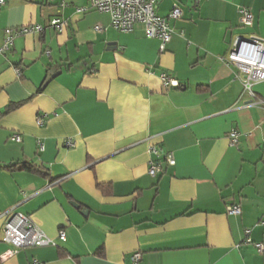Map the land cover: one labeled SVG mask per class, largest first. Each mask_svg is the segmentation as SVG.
<instances>
[{
	"label": "crops",
	"instance_id": "0c3cea01",
	"mask_svg": "<svg viewBox=\"0 0 264 264\" xmlns=\"http://www.w3.org/2000/svg\"><path fill=\"white\" fill-rule=\"evenodd\" d=\"M174 5L183 17L169 20L165 52L142 25L121 33L108 14L79 12L88 0L0 6V48L8 29L45 27L0 53V166L49 175L0 170V264H131L135 252L140 264H264V107L246 106L243 75L224 61L236 38L264 40V0H160L157 15ZM162 74L179 86L165 89ZM254 92L264 100V81ZM151 145L176 161L155 177ZM15 212L56 244L11 256L2 235Z\"/></svg>",
	"mask_w": 264,
	"mask_h": 264
},
{
	"label": "built area",
	"instance_id": "2783aa9c",
	"mask_svg": "<svg viewBox=\"0 0 264 264\" xmlns=\"http://www.w3.org/2000/svg\"><path fill=\"white\" fill-rule=\"evenodd\" d=\"M160 0H88L89 6L78 9L79 12L86 13L90 10L108 14L111 18L112 27L121 33H131L137 25L144 27L145 34L148 39H157L160 41V51L165 52L168 44L173 38L174 31L169 20H179L183 17V9L179 5H174L168 18L157 15L156 8ZM6 0H0V6H4ZM241 23L245 27H250L254 23V17L250 10L241 9ZM67 20L60 17L53 18L49 26L57 33H62L67 27ZM96 31L102 32L101 27H96ZM45 27L37 24H29L20 28L8 29L6 31V39L0 53L8 52L12 49L14 41L32 33H44ZM229 66L239 69L243 75V97L250 100L247 107L260 106L264 107V100L260 99L254 92V86L264 81V40L251 38H236L233 46L224 58ZM17 73L21 75V70L17 69ZM160 80L165 89L170 87H178L177 80L171 78L167 74L160 75ZM45 115L38 116L37 125L44 126ZM240 134L233 131L230 134L231 145L238 144ZM13 140L21 142L20 136H14ZM66 147L74 148L75 142L69 140L65 143ZM39 150L43 151L44 146L39 142ZM149 152L154 159L150 162L149 174L155 177L164 172V165L175 166L176 161L172 154H163L161 150L151 145ZM242 213L241 206L230 205L227 207V214L231 216H239ZM260 224L264 227V219ZM249 234V232H248ZM66 239L65 232L61 233L60 241ZM2 241L11 245L13 249L10 251L11 256L16 255L19 251L27 248H43L55 245L56 242L47 236L28 216L22 213L10 214L3 230ZM246 243H252L251 239H247ZM255 247L258 253H264V244L257 243ZM142 260L141 252H135L132 255L131 264H140ZM32 264H42L34 260Z\"/></svg>",
	"mask_w": 264,
	"mask_h": 264
},
{
	"label": "trees",
	"instance_id": "16d2710c",
	"mask_svg": "<svg viewBox=\"0 0 264 264\" xmlns=\"http://www.w3.org/2000/svg\"><path fill=\"white\" fill-rule=\"evenodd\" d=\"M15 109L14 107H10V110ZM0 170H7L10 172H29L32 174H37V175H41L45 178H48L49 175L47 172L44 171V169L41 167H38L34 164H30V163H25V162H19V163H15V164H11L8 166H0Z\"/></svg>",
	"mask_w": 264,
	"mask_h": 264
},
{
	"label": "water",
	"instance_id": "95a60500",
	"mask_svg": "<svg viewBox=\"0 0 264 264\" xmlns=\"http://www.w3.org/2000/svg\"><path fill=\"white\" fill-rule=\"evenodd\" d=\"M55 76H56L55 72L54 71H51L49 73V76H48V78H47V80H46V82H45L44 85L49 84L55 78Z\"/></svg>",
	"mask_w": 264,
	"mask_h": 264
}]
</instances>
